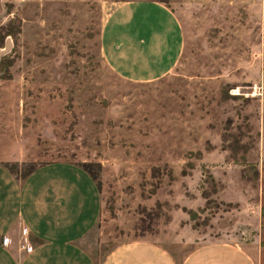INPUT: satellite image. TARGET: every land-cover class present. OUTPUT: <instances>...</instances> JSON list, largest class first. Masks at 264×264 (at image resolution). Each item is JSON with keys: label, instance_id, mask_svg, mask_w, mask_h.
<instances>
[{"label": "rangeland", "instance_id": "obj_1", "mask_svg": "<svg viewBox=\"0 0 264 264\" xmlns=\"http://www.w3.org/2000/svg\"><path fill=\"white\" fill-rule=\"evenodd\" d=\"M125 1L0 0V160L16 176L53 160L95 175L82 244L97 260L139 238L264 239V0H158L184 45L144 83L101 54Z\"/></svg>", "mask_w": 264, "mask_h": 264}, {"label": "crops", "instance_id": "obj_2", "mask_svg": "<svg viewBox=\"0 0 264 264\" xmlns=\"http://www.w3.org/2000/svg\"><path fill=\"white\" fill-rule=\"evenodd\" d=\"M183 45L175 12L158 0L117 5L100 35L106 64L135 83L168 74ZM100 208L98 185L75 162L48 161L22 178L0 160V264H264L261 234L250 240L220 235L196 243L179 240L175 247L139 238L117 244L97 260L82 240Z\"/></svg>", "mask_w": 264, "mask_h": 264}, {"label": "trees", "instance_id": "obj_3", "mask_svg": "<svg viewBox=\"0 0 264 264\" xmlns=\"http://www.w3.org/2000/svg\"><path fill=\"white\" fill-rule=\"evenodd\" d=\"M8 167V169L12 172V169L14 168L13 166H7ZM36 167H32V168H30L27 172H25V173H23V174H21L20 175V177H25V176H27L28 174H30L34 169H35ZM84 168V167H83ZM90 175H91V177L93 178V179H95V175L94 174H92V172L91 171H89V170H87L86 168H84ZM13 173V172H12ZM14 174V173H13Z\"/></svg>", "mask_w": 264, "mask_h": 264}, {"label": "water", "instance_id": "obj_4", "mask_svg": "<svg viewBox=\"0 0 264 264\" xmlns=\"http://www.w3.org/2000/svg\"><path fill=\"white\" fill-rule=\"evenodd\" d=\"M9 47V42H6V49ZM2 54V51H0V56Z\"/></svg>", "mask_w": 264, "mask_h": 264}]
</instances>
